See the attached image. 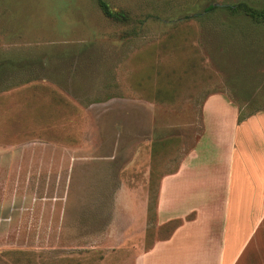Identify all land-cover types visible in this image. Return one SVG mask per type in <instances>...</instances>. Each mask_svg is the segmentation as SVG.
<instances>
[{
  "label": "rangeland",
  "instance_id": "obj_1",
  "mask_svg": "<svg viewBox=\"0 0 264 264\" xmlns=\"http://www.w3.org/2000/svg\"><path fill=\"white\" fill-rule=\"evenodd\" d=\"M105 1L131 21L105 18L95 0H0V62L37 55L44 68L52 58L79 69L56 78L38 70L36 80L0 91V264H100L112 248L168 237L173 225H160L156 210L154 221L146 209L143 221L124 224L120 206L141 215L138 200L148 208L195 146V163L221 169L219 127L203 133L209 93L243 104L249 91L264 104V23L226 10L202 14L241 0ZM82 43L92 45L81 56L42 51ZM187 58L196 64L177 93L156 96L170 93V70L186 69ZM107 85L121 97L86 104Z\"/></svg>",
  "mask_w": 264,
  "mask_h": 264
},
{
  "label": "crops",
  "instance_id": "obj_2",
  "mask_svg": "<svg viewBox=\"0 0 264 264\" xmlns=\"http://www.w3.org/2000/svg\"><path fill=\"white\" fill-rule=\"evenodd\" d=\"M201 113L205 135L210 123L219 127L221 169L202 168L196 146L189 150L161 180L156 203L160 225L180 224L146 248L126 243L107 250L100 264H264V113L238 123L236 106L221 94L208 96ZM200 172L208 179L195 180ZM138 201L139 216L126 202L120 206L124 224L143 221L147 203Z\"/></svg>",
  "mask_w": 264,
  "mask_h": 264
},
{
  "label": "trees",
  "instance_id": "obj_3",
  "mask_svg": "<svg viewBox=\"0 0 264 264\" xmlns=\"http://www.w3.org/2000/svg\"><path fill=\"white\" fill-rule=\"evenodd\" d=\"M95 1L102 15L105 18L111 20L112 22L117 23V24H127L131 21L129 14L126 11L116 10V9L111 8L105 0H95ZM216 10H226L232 15L241 13L246 18H249L251 22L260 23V24L264 23V7L259 8V9L254 8L251 5H249L248 0H245V1L241 0L239 2L229 4V5H217V4L212 3V4H209L203 10L202 14L206 13L207 15H210ZM225 40L226 39H223L222 42ZM91 45H92L91 43L90 44L82 43L79 45L67 46L63 50H58L54 48L53 50H46V51L42 50V51H43V54L53 55V56L54 55L72 56L75 54H79L81 56L83 53H85L89 49ZM225 45H229V44L225 43ZM195 64H196V60L187 58L182 63V65L186 69H184L183 71L180 68L170 70V93H166L164 91L158 90L156 93V96L172 98V93H177V87H179V85L181 86L182 80L184 79V75H186L187 73V68H191ZM43 65L44 63H42L41 60L38 59L37 55L35 57H28L27 59L7 60V61L0 62V91H7L15 87L21 86L22 84L29 83L32 80H36L39 76L37 75L38 73H36L38 70H46L47 72H49V73L46 72L48 75L43 76L45 78H56L57 75L64 77V75H71L72 72H78L79 70V69H73V71H70L66 68H61L60 66H57L56 61L52 60V58L50 59V65L47 68H44ZM109 73L112 74L110 71ZM244 80H247V77H244ZM106 89L108 90L107 92H103V91L101 92L102 97H95L92 100H88L86 104L105 102L113 97H121V94L112 93L110 86L106 87ZM234 92L235 91H233V93ZM217 93L218 91H213L209 93L207 96H205L203 102L208 96L212 94H217ZM262 96L263 97L259 95V97L264 98V94ZM241 97H242L241 98L242 101H247V102H244L242 104V103H239L240 98L239 99L238 97L235 99L231 98V101H232L231 103H234V105L236 106L238 110V116H237L238 123L244 121L245 119H247L248 117L254 114L264 113V104L258 105L256 102H253L251 100L252 97L249 91H242ZM201 108H202V105H201ZM164 143L166 142H163L162 144ZM185 154L186 153H184L182 157ZM157 196L158 194L156 190L153 192L150 199L148 198L147 212H148V218L150 222L154 221L155 219ZM169 224L173 225V228H172L173 230L180 224V221L172 220V221H169L168 225Z\"/></svg>",
  "mask_w": 264,
  "mask_h": 264
}]
</instances>
